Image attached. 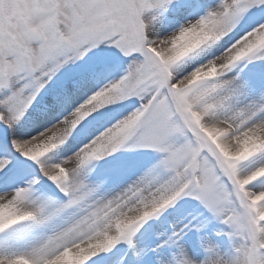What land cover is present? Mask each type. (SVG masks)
I'll return each instance as SVG.
<instances>
[{
  "label": "snow or ice",
  "instance_id": "snow-or-ice-1",
  "mask_svg": "<svg viewBox=\"0 0 264 264\" xmlns=\"http://www.w3.org/2000/svg\"><path fill=\"white\" fill-rule=\"evenodd\" d=\"M0 264H264V0H0Z\"/></svg>",
  "mask_w": 264,
  "mask_h": 264
}]
</instances>
